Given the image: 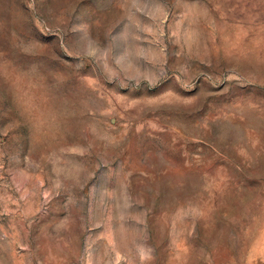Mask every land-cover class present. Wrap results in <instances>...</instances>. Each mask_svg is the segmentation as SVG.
<instances>
[{"label": "rangeland", "instance_id": "1", "mask_svg": "<svg viewBox=\"0 0 264 264\" xmlns=\"http://www.w3.org/2000/svg\"><path fill=\"white\" fill-rule=\"evenodd\" d=\"M0 264H264V0H0Z\"/></svg>", "mask_w": 264, "mask_h": 264}]
</instances>
